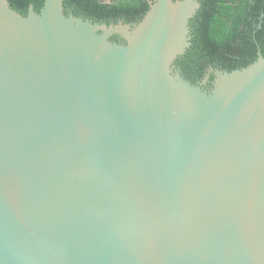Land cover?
Masks as SVG:
<instances>
[{"label": "water", "instance_id": "1", "mask_svg": "<svg viewBox=\"0 0 264 264\" xmlns=\"http://www.w3.org/2000/svg\"><path fill=\"white\" fill-rule=\"evenodd\" d=\"M199 8L0 0V264H264V57L184 79Z\"/></svg>", "mask_w": 264, "mask_h": 264}, {"label": "trees", "instance_id": "2", "mask_svg": "<svg viewBox=\"0 0 264 264\" xmlns=\"http://www.w3.org/2000/svg\"><path fill=\"white\" fill-rule=\"evenodd\" d=\"M7 1L26 17L30 6L39 13L45 0ZM147 1L153 0H112L109 4L98 0H63V10L66 16L71 14L93 23L122 22L134 26L149 10ZM198 1L200 8L190 20L191 45L178 57L175 66L191 84L211 74L206 87L211 90L215 71L246 68L257 60L258 52L264 57V0Z\"/></svg>", "mask_w": 264, "mask_h": 264}, {"label": "flooded vegetation", "instance_id": "3", "mask_svg": "<svg viewBox=\"0 0 264 264\" xmlns=\"http://www.w3.org/2000/svg\"><path fill=\"white\" fill-rule=\"evenodd\" d=\"M99 2H101V3H107V4H109L110 2H112V0H98ZM148 2V5H149V1H147ZM64 11V10H63ZM71 15V14H70ZM262 18V17H261ZM120 23V22H119ZM131 26V25H130ZM131 27H133V26H131ZM258 29H260V26H258ZM191 31V30H190ZM190 37H191V32H190ZM110 41H112V42H115V43H117V44H120V45H125L126 44V42H125V40L121 37V36H118V35H112L110 38ZM178 59V58H177ZM177 61V60H176ZM175 61V62H176ZM175 62H174V66H175ZM175 68H176V66H175ZM213 72V70H210V73H212ZM210 75L211 74H208L201 82H199V83H197V84H194V85H199L200 83H202L206 78L207 79H209V77H210ZM207 87V85L205 86V89H207L206 88Z\"/></svg>", "mask_w": 264, "mask_h": 264}]
</instances>
